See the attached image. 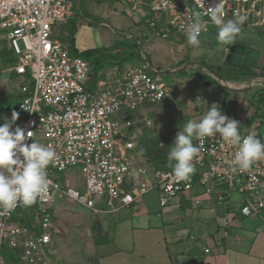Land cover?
Wrapping results in <instances>:
<instances>
[{
    "label": "built area",
    "instance_id": "1",
    "mask_svg": "<svg viewBox=\"0 0 264 264\" xmlns=\"http://www.w3.org/2000/svg\"><path fill=\"white\" fill-rule=\"evenodd\" d=\"M123 1L131 12L145 18L154 35L163 38L186 37L194 11H200L206 21L201 36L208 32L214 25L208 13L217 2L223 6L225 20L246 16L242 27L264 28V0ZM74 7L73 0H0V74H14L18 95L19 118L12 130L22 128L25 143L51 146L57 154L54 165L47 168L52 182L49 192L33 204L29 223L20 219L22 204L12 211L0 207V264H73L60 256L53 238L55 213L50 207L56 205L114 212L137 206L148 193L157 191L164 209L200 185L208 194H216L219 202L228 199L224 189L237 191L244 216L261 213L264 160L233 173L236 148L219 134L205 138L202 146L193 141L200 147L198 161L184 181L176 180L170 164L156 167L139 151L141 130L129 116L174 99L176 92L147 59L123 70L115 66L99 71L93 78L88 60L72 54L55 33L58 24L74 17ZM5 50L12 60L6 59ZM192 87L202 100L197 83ZM146 125L151 126L152 120L146 119ZM248 134L241 132L244 137ZM73 166L82 170V188L60 178Z\"/></svg>",
    "mask_w": 264,
    "mask_h": 264
},
{
    "label": "rangeland",
    "instance_id": "2",
    "mask_svg": "<svg viewBox=\"0 0 264 264\" xmlns=\"http://www.w3.org/2000/svg\"><path fill=\"white\" fill-rule=\"evenodd\" d=\"M73 1L75 15L67 22L57 25L55 33L58 38L69 45L73 31L77 44L86 48L115 47L111 52L119 57L130 55L131 52L135 55H148L152 63L159 66L165 79L178 91L174 99L154 104L129 116L140 127V143L143 142L144 148L153 154L168 155L177 133L189 120L199 121L213 103L218 104L229 118L238 120L242 132L249 133L253 128L264 127V28H241L234 42H244L261 53V56L253 64L233 65L226 62L228 45L218 42V29L215 25H210L209 31L200 37L199 46L189 45L186 38H181L182 46L179 48L177 40L173 38L150 37L151 41L148 42L142 29L135 23L136 13L131 12L123 0ZM142 40L143 43L140 42ZM135 44L131 49L130 46ZM140 61L137 59L135 62H127L120 70ZM6 64L7 62L1 66ZM186 65L187 70L181 71ZM115 66H121L117 64V59H108L105 70ZM4 77H7L6 73L0 75V124L5 122V117L11 119L12 113L5 112L14 110L17 92L14 74ZM253 79H258L255 84L251 83ZM229 80L233 82V86L228 83ZM194 82L197 83V93L202 100L197 99L191 86ZM245 83L247 86L239 87ZM146 119L152 120L151 126L146 125ZM60 178L63 182L70 179L79 188L84 184L80 166L68 168ZM233 192V196L239 198L240 194ZM144 199L148 204L144 205L142 211L149 213L152 220L160 224L162 220L157 214L160 210L166 212L169 206L161 209L157 191L148 193ZM50 209L55 213L53 224L56 231L53 238L60 256L78 264H93V261L99 264L98 257L105 252L102 249L96 251L98 256L95 259L94 254L87 251L89 249L95 253L93 246L88 248V245H92L96 236H102L101 226L95 215L80 205L73 206L72 209L63 208L64 211L70 209V215H64L58 205ZM131 221H125V227H118V230L125 232L126 229L129 232ZM114 238L118 243V237ZM106 246L111 248L115 245L110 243Z\"/></svg>",
    "mask_w": 264,
    "mask_h": 264
},
{
    "label": "crops",
    "instance_id": "3",
    "mask_svg": "<svg viewBox=\"0 0 264 264\" xmlns=\"http://www.w3.org/2000/svg\"><path fill=\"white\" fill-rule=\"evenodd\" d=\"M136 16L135 23L142 29L143 36L148 42L151 41L150 37L163 38L154 35L147 28L145 18H142L140 14ZM73 37L74 46L77 49H90L78 45L77 38ZM171 38L177 40L180 48L181 38L186 37L172 34L163 39ZM140 42L143 43V40ZM70 44L67 45L71 47ZM135 46L136 44L131 45L130 48L133 49ZM149 46L152 48L150 43ZM260 56L261 53L258 58ZM138 59L141 61L147 59L159 69L148 55H140ZM186 68H188L187 65L180 70L186 71ZM3 73H6L7 77L11 75L7 71L1 74ZM253 80L251 83L255 84L258 79ZM228 83L233 86L231 80ZM241 85L239 87L247 86L246 83ZM175 92L178 91L175 90ZM17 98L16 92L15 100ZM13 111L15 109L4 112L10 114ZM252 132L264 138V127L253 128L249 133ZM66 180L70 182V179ZM224 190L228 194V199L219 202L216 194H208L200 185L194 186L191 191L182 193L169 204L166 212L159 211L157 217H161L160 224L154 222L149 213L142 211L144 205L148 204L146 199L139 202L137 206L114 212L94 213L89 210L98 219L102 236H96L92 245H88V248L93 246L95 253L89 249L87 251L94 254L95 259L98 256L96 251L102 249L105 252L98 257L99 264H264V210L253 216H244L240 211L242 196L234 197L233 191ZM197 199L201 200L200 204L196 203ZM63 208L72 209L73 206H60L58 209L64 211ZM69 211L70 209L64 211V215H70ZM127 220H132L129 232H126V229L125 232L119 231L118 227H125L124 222ZM114 236L118 237V243ZM110 243H114L115 246L106 248V245ZM93 264L96 263L93 261Z\"/></svg>",
    "mask_w": 264,
    "mask_h": 264
},
{
    "label": "clouds",
    "instance_id": "4",
    "mask_svg": "<svg viewBox=\"0 0 264 264\" xmlns=\"http://www.w3.org/2000/svg\"><path fill=\"white\" fill-rule=\"evenodd\" d=\"M222 7V4L217 2L208 15L211 23L217 26L218 42L230 45L241 32L247 17L239 16L225 20ZM205 24L202 13L194 11L192 23L186 32L189 45H200ZM18 118L19 113L13 111L11 119L5 117V122L0 124V207L5 211L14 210L18 203L31 206L38 198L48 194L52 182L48 177L47 168L50 164L54 165L57 159V154L51 146L36 142L25 143V131L18 126L12 130ZM239 125L238 120L225 115L216 103L208 108L199 121L189 120L177 133L167 156L176 180H187L195 171L194 162L198 161L200 147L193 141H199L202 146L205 138L216 134H219L227 145L236 148L231 162L233 173L247 171L256 161L264 160V142L255 132L246 137L242 136Z\"/></svg>",
    "mask_w": 264,
    "mask_h": 264
},
{
    "label": "trees",
    "instance_id": "5",
    "mask_svg": "<svg viewBox=\"0 0 264 264\" xmlns=\"http://www.w3.org/2000/svg\"><path fill=\"white\" fill-rule=\"evenodd\" d=\"M73 26H75V24L73 23ZM73 31H72V37L70 40V50L71 53L74 55H79L82 56L83 58H85L86 60H88L90 66H91V70H92V77L96 78L98 76L99 71L105 70L108 59H112V58H116L117 59V64H120V68L122 69L125 65V63L127 62H135V60H137L140 55H135L133 52H131L130 55L127 56H116L114 53H112L111 51L115 48L113 47L111 48H105V47H100V48H90V49H86V50H79L74 46V37H73ZM117 46V45H116ZM6 52V59H10L12 60L10 57V52L5 50ZM242 66V65H241ZM243 68H245L244 66H242ZM18 99V98H17ZM17 101V100H16ZM17 106V102L14 105V109ZM3 107V106H2ZM5 110H9L8 108H6L5 106L3 107ZM259 139L264 140V138L257 136ZM139 151L145 155L147 157V159L149 160V162L151 164H153L156 167H166L168 166L170 163L168 161L167 156L168 155H164V154H153L152 151H150L149 149L144 148L143 146V142H141L139 144ZM33 204L31 206H22L21 207V212L24 214L23 217H19L16 215V219L20 218L22 221L29 223L30 222V215H28L30 213V211L32 210ZM5 255L6 258H9L11 256V254L9 253V251L6 249L5 250Z\"/></svg>",
    "mask_w": 264,
    "mask_h": 264
},
{
    "label": "water",
    "instance_id": "6",
    "mask_svg": "<svg viewBox=\"0 0 264 264\" xmlns=\"http://www.w3.org/2000/svg\"><path fill=\"white\" fill-rule=\"evenodd\" d=\"M259 52L249 48L244 43L233 42L227 46V53L225 56L226 62L233 65L253 64L256 62Z\"/></svg>",
    "mask_w": 264,
    "mask_h": 264
}]
</instances>
